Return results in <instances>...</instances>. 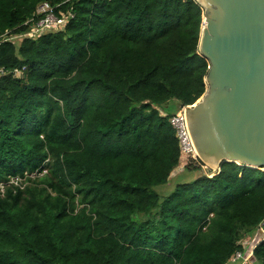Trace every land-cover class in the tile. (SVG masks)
Returning <instances> with one entry per match:
<instances>
[{"label": "trees", "instance_id": "obj_1", "mask_svg": "<svg viewBox=\"0 0 264 264\" xmlns=\"http://www.w3.org/2000/svg\"><path fill=\"white\" fill-rule=\"evenodd\" d=\"M41 1L74 16L3 40ZM203 12L196 0H0V264H227L236 251L264 264V167L223 162L153 189L179 163L163 107L206 91Z\"/></svg>", "mask_w": 264, "mask_h": 264}, {"label": "water", "instance_id": "obj_2", "mask_svg": "<svg viewBox=\"0 0 264 264\" xmlns=\"http://www.w3.org/2000/svg\"><path fill=\"white\" fill-rule=\"evenodd\" d=\"M196 1L208 70L185 117L197 156L213 171L223 162L264 167V0Z\"/></svg>", "mask_w": 264, "mask_h": 264}, {"label": "built area", "instance_id": "obj_3", "mask_svg": "<svg viewBox=\"0 0 264 264\" xmlns=\"http://www.w3.org/2000/svg\"><path fill=\"white\" fill-rule=\"evenodd\" d=\"M58 5L52 6L47 1H41L37 4L34 11V18L26 20L23 25H26L25 31H20L19 33H12V30L6 31L2 36L3 40L14 42H20L24 38H38L40 35L48 31H60L62 30L70 18L74 16L71 11H59L56 12ZM0 36V38H3ZM2 72V69H0ZM15 75H19L20 72L15 70L13 71ZM187 106H179V108L169 116L168 121L172 129L174 130V135L176 137L179 149V163L183 162L186 165L190 164L191 161L197 163L199 160L195 147L193 145L191 135L187 126L186 117H185V108ZM190 161V163H187ZM178 163V167L181 166ZM185 165V166H186ZM202 166V165H201ZM203 167V166H202ZM46 173V170L42 172H34L31 177H34L36 174L42 175ZM13 179H11L12 181ZM7 183H0V190L3 192L4 185ZM260 231L263 232L260 240L264 239V222L260 226ZM243 247L249 243L248 237L240 241ZM251 251L244 254L241 251H236L230 257L227 264H231L236 260H240V264H248Z\"/></svg>", "mask_w": 264, "mask_h": 264}, {"label": "rangeland", "instance_id": "obj_4", "mask_svg": "<svg viewBox=\"0 0 264 264\" xmlns=\"http://www.w3.org/2000/svg\"><path fill=\"white\" fill-rule=\"evenodd\" d=\"M20 75V74H19ZM176 102L175 101H169L168 105L163 107V110L165 112L171 113L173 112L176 108H175ZM176 111V110H175ZM201 162V161H200ZM187 163H190V161H188ZM181 166L184 167H176L172 174L171 177L169 176L168 180L166 183L161 184V185H157L155 186L153 189L161 196H166L168 195L176 186L177 183L179 182H183V181H191L194 177H196L198 174L201 173H205L208 172V169L213 172L212 169H210L208 166H206L203 162H201L203 168H201V170L196 171V170H188L185 169L186 168V163L180 162L179 163ZM191 166L197 165L196 163H194V161H191ZM186 165V166H185ZM208 168V169H207ZM37 175V174H36ZM208 175H212V173H209ZM39 176V175H38ZM261 232V231H260ZM257 232L256 236L253 239V242L256 241H260V238L263 235V232ZM246 239V238H245Z\"/></svg>", "mask_w": 264, "mask_h": 264}, {"label": "crops", "instance_id": "obj_5", "mask_svg": "<svg viewBox=\"0 0 264 264\" xmlns=\"http://www.w3.org/2000/svg\"><path fill=\"white\" fill-rule=\"evenodd\" d=\"M175 108H176L175 110H177L179 108L177 104L175 105ZM231 264H240V260H236L235 262H233Z\"/></svg>", "mask_w": 264, "mask_h": 264}]
</instances>
